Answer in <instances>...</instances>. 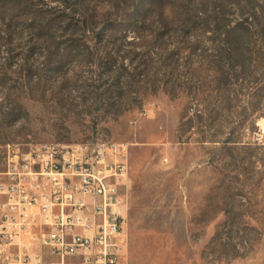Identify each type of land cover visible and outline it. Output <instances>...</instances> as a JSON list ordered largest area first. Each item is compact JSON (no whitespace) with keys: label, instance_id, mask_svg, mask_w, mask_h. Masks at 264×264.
<instances>
[{"label":"rangeland","instance_id":"obj_1","mask_svg":"<svg viewBox=\"0 0 264 264\" xmlns=\"http://www.w3.org/2000/svg\"><path fill=\"white\" fill-rule=\"evenodd\" d=\"M97 138L128 264H264V0H0V156Z\"/></svg>","mask_w":264,"mask_h":264},{"label":"built area","instance_id":"obj_2","mask_svg":"<svg viewBox=\"0 0 264 264\" xmlns=\"http://www.w3.org/2000/svg\"><path fill=\"white\" fill-rule=\"evenodd\" d=\"M3 149L0 264H128L126 143L97 138Z\"/></svg>","mask_w":264,"mask_h":264},{"label":"trees","instance_id":"obj_3","mask_svg":"<svg viewBox=\"0 0 264 264\" xmlns=\"http://www.w3.org/2000/svg\"><path fill=\"white\" fill-rule=\"evenodd\" d=\"M67 8V7H66ZM66 12V11H65ZM50 14V13H49ZM32 18L34 17V18H40V19H48V17H50L49 15H48V12H46V11H43V10H39L38 12H36V13H34V12H32ZM62 16H64L65 17V19L64 18H62ZM66 17H68V13H65V14H61V15H57V16H53V17H51L49 20H47L48 21V23H47V26H52V23H54V21L56 20V19H61L62 18V20H61V23H65L67 20H66ZM263 155H264V152H263ZM235 169H238L237 167H235ZM225 211V210H224ZM226 212V215H227V210L225 211ZM228 214H229V211H228Z\"/></svg>","mask_w":264,"mask_h":264}]
</instances>
